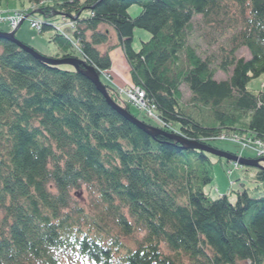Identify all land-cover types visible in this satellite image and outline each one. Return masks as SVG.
<instances>
[{
  "label": "trees",
  "instance_id": "trees-1",
  "mask_svg": "<svg viewBox=\"0 0 264 264\" xmlns=\"http://www.w3.org/2000/svg\"><path fill=\"white\" fill-rule=\"evenodd\" d=\"M25 1L41 8L40 34L53 32L55 59H79L100 79L112 70L109 51L100 50L112 28L130 67L129 89L155 106L156 128L214 149L221 134L264 143V90L248 89L264 76V0ZM9 2L0 0V9ZM51 12L79 16L77 28ZM197 18L220 37L231 34L217 61L196 41ZM137 29L151 35L138 51ZM245 48L249 60L238 58ZM218 72L228 78L218 81ZM104 85L153 126L119 88ZM214 159L221 161L140 131L84 73L41 63L0 39V264H264V196L251 198L245 184L236 203L205 193ZM256 180L264 182V171ZM83 186L102 199L123 237L145 235L136 250L98 217L83 222L72 198Z\"/></svg>",
  "mask_w": 264,
  "mask_h": 264
},
{
  "label": "rangeland",
  "instance_id": "rangeland-1",
  "mask_svg": "<svg viewBox=\"0 0 264 264\" xmlns=\"http://www.w3.org/2000/svg\"><path fill=\"white\" fill-rule=\"evenodd\" d=\"M29 10V13H32L33 15H30L29 19H27L24 24L19 28V31L16 33V38L22 41L27 46H31L32 48L37 50L38 53L49 59L57 58L60 52L59 49H57V47L55 46V44L51 43L53 32L51 31V33H46L42 35L37 29L32 27V21L40 22L43 20V17H39L40 15L33 12L40 11L41 8H37L36 6L31 5L25 0H10L9 3L4 4L1 7L0 16L14 15L19 11L28 12ZM140 12L141 8L138 5L133 6L129 10V13L133 19L137 18V16L141 14ZM54 14H56V12H51L50 16L59 17L55 16ZM61 17L62 21L60 20V23H64V25L70 27L71 29L77 28L75 22H73L74 18H72L71 20L69 19V17H64L63 15ZM194 22L195 32L197 33L196 41L200 46L202 52L208 53V56H214L213 61H217L221 53L220 48L226 45V39L231 35L230 32L227 31L225 32L223 37H220L218 31L213 28L211 29L205 24H201L202 22L200 21V18L195 19ZM10 26L11 24L9 22H2L0 23V31L5 33L11 31L13 32L14 29H12ZM107 28L110 27H101V30L104 31ZM109 33V42L106 43V45L101 46L100 50L102 52L109 51L110 57L112 59V70L110 71V76L103 75L101 79L103 80L104 84H113L115 88L119 87L121 91L123 89H127L125 90L127 92L129 90V87L132 86L130 67L128 66L126 57H124V53L121 46L118 45V35L115 34V31L112 28H110ZM134 35L135 38L133 41V45L136 51L141 48L142 42H148L151 37V35L145 30L140 29H137L134 32ZM238 58L249 60L251 58L250 51H248L246 48L241 49L238 53ZM227 78L228 77L226 74H223L221 72L217 73L216 79L218 81H224ZM248 89L256 94L259 91L264 90V76L257 78V80L251 81L250 85L248 86ZM183 94L184 99L186 101L190 99V93L187 87L185 86L183 87ZM132 110L136 116H138L140 119L147 120V122H149L151 125L153 124L154 127L156 125L159 126L162 123L160 122V120H156V117L154 115L150 117L148 115L147 110L139 111L135 108H132ZM154 114H156V111L154 112ZM229 136L237 138L236 134H231ZM241 138L243 141H247L248 143L253 144L254 142V140L251 138ZM212 144L217 149H220L227 153L230 152L238 157L240 156L248 159L257 157V154L253 151V149H245L241 146L240 143H237L231 139L212 140ZM214 162V183L205 189V193H207L208 195L210 194L213 198H218L219 196H228L230 202L236 203L237 192H241V190L243 189L242 184H245V188L247 189L251 198H262V196H264V182L259 183L258 180H256V176L260 172V170L251 167L247 168L241 165L240 167H237L234 162H228L225 159H221V161L214 159ZM262 166L264 167V164H262ZM72 198L73 207L83 209L85 215H87L88 217L83 221L84 223L87 221L91 223L93 220L92 216L98 217L99 219L103 220L101 226L104 227L106 231H109L113 236H119L121 242L133 250H136L139 242L144 239L145 235L143 233L137 234L133 237H123L120 233V229H117L115 225V218L112 217V215L110 214L111 212L107 210L108 208L103 203L102 199L91 188L83 186L80 191H73ZM84 229L87 230L86 227H84ZM103 235L105 236V238H107V235L105 233ZM162 250L167 255L170 253V251L165 246H162ZM124 254L125 251L122 250L121 256H123ZM82 264L91 263L83 262Z\"/></svg>",
  "mask_w": 264,
  "mask_h": 264
},
{
  "label": "water",
  "instance_id": "water-1",
  "mask_svg": "<svg viewBox=\"0 0 264 264\" xmlns=\"http://www.w3.org/2000/svg\"><path fill=\"white\" fill-rule=\"evenodd\" d=\"M36 14L43 16V12L42 10L40 11H35ZM55 16H62V13H56L54 14ZM79 17L74 18V20H76ZM72 20V18H69ZM23 25V23L19 26V28ZM13 31V32H2L0 31V39L2 40H7V41H11L14 44L17 45V47L21 50H23L24 52H26L27 54H29L30 56H32L35 60L40 61L41 63H45L47 65L50 66H57V67H64V66H70L73 69H76L79 72H82L86 75V77L91 80L93 82V84L95 85L96 89L101 93V95L103 96V98L106 100L107 104L111 107V109L113 111H115L118 115H120L121 117H123L126 121H128L129 123H132L134 126H136L140 131H144L146 132L148 135H150L151 137H156L159 135H165L167 137H169L172 140H176L177 142H179L182 146L183 149H190V150H199L202 151L204 153H208L216 158L219 159H225L228 162H234L239 164V166H244L247 168H255L258 169L260 171H264V167L262 166V163H264V159L258 160V159H246L243 157H238L230 152H224L220 149H214L209 145H205V144H201L199 142H191L189 140H184L182 138L181 135L179 134H168L165 130H161L155 127H151L148 126L146 123H144L143 121L138 120L135 116H133L131 113H129L127 110L123 109L120 105H118L114 100H112V98L110 97L109 91L108 89L106 90L105 85L103 84V82L100 79V75L98 74L97 70L88 66L85 62L79 60V59H49L43 55H41L40 53H38L37 50H35L34 48H32L31 46H27L26 44H24L22 41L18 40L16 38V33L19 31Z\"/></svg>",
  "mask_w": 264,
  "mask_h": 264
},
{
  "label": "built area",
  "instance_id": "built-area-1",
  "mask_svg": "<svg viewBox=\"0 0 264 264\" xmlns=\"http://www.w3.org/2000/svg\"><path fill=\"white\" fill-rule=\"evenodd\" d=\"M24 19H25V14L23 12H18L14 15L0 16V22H5V23L9 22L13 29L17 28ZM32 27L36 28L38 31L41 32V29H42L41 22L40 23L33 22ZM120 93L125 94L126 98L130 100L132 105L138 110L140 111L147 110L148 115L150 117L154 115V111L156 110L155 106L145 99V94L141 89L140 90L139 89H129L127 92L122 90L120 91ZM220 139H223V140L231 139L237 143H240L241 146L245 149H253L254 151L258 153L259 157L264 156V148H263L264 144L262 142L254 141L252 144V143H248L247 141L246 142L243 141L239 137L234 138L232 136L227 137L225 135L221 136Z\"/></svg>",
  "mask_w": 264,
  "mask_h": 264
},
{
  "label": "bare ground",
  "instance_id": "bare-ground-1",
  "mask_svg": "<svg viewBox=\"0 0 264 264\" xmlns=\"http://www.w3.org/2000/svg\"><path fill=\"white\" fill-rule=\"evenodd\" d=\"M119 88V87H118ZM117 88V89H118ZM125 90H127V89H123V91H125ZM121 94V96H123V97H125L126 98V96H125V94H123V93H120ZM175 134H178V133H175ZM180 135V134H179ZM223 135H225V134H221V135H219L218 137H217V139H220V137L221 136H223Z\"/></svg>",
  "mask_w": 264,
  "mask_h": 264
}]
</instances>
